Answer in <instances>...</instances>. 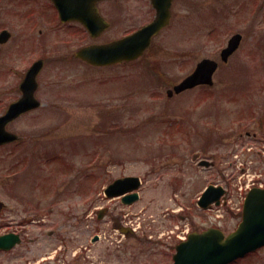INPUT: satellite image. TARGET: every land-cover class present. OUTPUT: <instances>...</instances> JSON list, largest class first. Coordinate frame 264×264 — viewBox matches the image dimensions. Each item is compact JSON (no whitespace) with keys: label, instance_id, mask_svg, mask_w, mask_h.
<instances>
[{"label":"rangeland","instance_id":"obj_1","mask_svg":"<svg viewBox=\"0 0 264 264\" xmlns=\"http://www.w3.org/2000/svg\"><path fill=\"white\" fill-rule=\"evenodd\" d=\"M248 1H181L178 16L155 48L158 74L142 63L100 69L72 62L82 40L64 45L70 35L66 27H42L61 41L55 48L51 40L45 51L60 62L41 77L44 106L8 126L23 142L0 146V200L7 205L0 213V235L6 229L1 224L10 222L8 230H22L26 238L14 255L0 254V264H172L176 226L189 224L191 232L218 227L226 234L237 228L241 220L235 215L215 221L196 204L231 159L236 148L232 139L238 137V145L264 140V16H259L261 26H253L255 2L246 5ZM14 19L8 26L13 34L22 29L31 33L32 23ZM235 31L244 34L242 45L229 63L220 62L213 90L197 88L167 97V89L186 78L197 62L205 57L220 61L221 48ZM14 56L11 71L9 58L1 63L0 108L13 95L3 88L11 89L19 76L12 69L23 65L19 53ZM194 153L215 165L197 167L191 161ZM129 175L144 180L139 203L128 208L118 198L102 199V186ZM86 203L89 211L81 218ZM107 206L103 222L97 220L98 210ZM167 207L184 211L165 219ZM127 212L141 215V231L150 232L152 240L120 243L107 229L108 235L95 245L85 241L86 234L83 243L90 249L81 253L87 247L79 242L78 228L89 229L92 237ZM30 215L32 222L26 221ZM72 229L74 240L61 241ZM50 231L59 234L50 236ZM237 264H264V248Z\"/></svg>","mask_w":264,"mask_h":264},{"label":"flooded vegetation","instance_id":"obj_2","mask_svg":"<svg viewBox=\"0 0 264 264\" xmlns=\"http://www.w3.org/2000/svg\"><path fill=\"white\" fill-rule=\"evenodd\" d=\"M57 1L59 5L64 9H70V7L81 9L83 6L85 8L86 2H89L90 0H83L84 1L83 4L72 2L70 0H57ZM181 1H187V0L173 1L172 4L173 18L171 24L166 28L162 29L157 36L152 37L151 45L143 53L142 57L136 59V61L133 62L134 65L136 64L139 65L141 63L145 64L147 65L149 70H151L155 74H158L161 68H160V63L157 60L159 56L157 55L158 53L155 51V48L159 47L158 46L159 40L162 38L164 33L167 31V29L171 28V26L174 23V20L178 16L177 8H178V4ZM238 3L239 5H241L240 1H238ZM263 3L264 0H262V5ZM250 4H251V0H249L246 5H250ZM155 8L156 7L154 6V0H97L96 3L94 4V13L96 15H90L88 10H85L87 20L89 22L94 21V23L98 25V31L95 33V35H92V33L89 32V30L87 29V24L84 14H83V19H81V21L77 19H69L68 21L64 22L60 17L58 6L56 5V2L54 0H0V26H2V28H0V51H1L0 54H2V56H0V67H2L1 63L5 60L4 57L9 58L10 59L8 63L9 68L7 70L11 71L10 63L12 60L16 59V57L14 56L16 53H19L18 59H21L23 64L21 67L12 69L16 74L19 75L17 80H14L10 85L12 86V88L11 89L3 88L4 90L9 91L8 94H13V95L7 96L6 100L2 101V105L0 108V115L6 112L8 106L12 102L17 101L20 97H22V92H23L21 88L22 83L26 79L29 70L34 66L35 67L41 66V68L38 71L36 77L30 79L28 84H26V86H29L27 88V90L29 91H31L34 86V91H33L34 96L36 97V100L42 102V99L39 97V92L41 89L40 88L41 77L46 71V69L49 68V66H52V64L56 62H60L59 59L53 57L49 58L48 56L45 55V51L50 47L47 46V44L50 43L51 40L52 42H55L56 46H53L55 48H60V45L62 44L72 45L73 42L82 40L81 45L71 54L70 60L72 62H76L82 65H88L85 61L77 58L76 53L79 52L80 49L91 44H108L139 31L140 29H142V27H145L155 19L156 16ZM75 14L77 13L76 12L71 13V15H75ZM78 14L81 15V13ZM14 18H18L22 20V22L25 25H29L32 23L30 29L31 33L28 34L26 33V29H24V31L22 29L19 35L13 34L8 29V26L11 25L12 20L16 21V19ZM53 24L59 27H66L67 32H70V35L67 36L68 41L65 40L61 44V41L58 42V39L55 36L50 37L46 35V32H43L42 27L44 26L46 27V25L52 26ZM128 24L130 25L125 26ZM124 26L132 27V29L130 28V30H125L123 29ZM6 30H9L11 34L8 35L6 39H4L5 36L4 35L1 36V33ZM36 32H40V33L36 34ZM47 38L50 39L42 43L43 39L46 40ZM33 50H35V52L31 56L25 58L29 53H32ZM231 58L229 59V61L231 60ZM178 60L182 62L184 59L181 58ZM229 61L227 63H229ZM107 82L108 79L107 81L102 82V84H108ZM213 87L197 86V88L206 91L207 89L213 90ZM197 88L196 87L191 88L189 90L182 92L181 94H175V93L174 95L169 94V98L173 96L184 95L187 92L195 90ZM71 99H73V97ZM6 208L7 206H5V209ZM88 209H89V204L82 205V209H81L82 216H80L81 218L85 217V215L89 211ZM71 210L72 209L70 208V211ZM112 223H114V218L112 220ZM7 224L5 223L1 224L2 228L6 226L5 232L2 234L17 233L22 237L23 240L20 245H17L14 249L10 251H0V254H6L10 256V255H14L16 248L24 245L26 238L22 230L18 232H16V230L9 231L8 229L11 227L10 222H8ZM61 229L62 227H60L58 230L61 231ZM107 229H111L113 231V234L109 236L116 238L115 235L117 234V232L115 231L114 228L112 229V227L102 228L99 231L101 232V234L105 233L106 236L108 235L106 232ZM62 230L65 229L63 228ZM74 230L75 229L69 231L67 230L66 234L68 236L64 238L61 237L60 240L61 241L63 239L74 240L73 238V235H75ZM88 230L89 229L86 230L84 226L78 228L77 230L78 234L80 235L79 242L82 243L83 247H85V244L83 243L85 239V235L87 234L89 236V234L87 233ZM49 234H51L50 236H56L59 233L58 231H50ZM88 236L86 240H88ZM134 238L137 239L136 236H134ZM32 240H34V238Z\"/></svg>","mask_w":264,"mask_h":264},{"label":"water","instance_id":"obj_3","mask_svg":"<svg viewBox=\"0 0 264 264\" xmlns=\"http://www.w3.org/2000/svg\"><path fill=\"white\" fill-rule=\"evenodd\" d=\"M60 8L61 16L63 19H83V14L86 19L88 28L98 31V26L94 22H89L86 18V11L90 15H96L94 13V4L97 0H90L86 2L84 6L78 11L76 8L70 7V9H62L57 0H55ZM72 2H83V0H70ZM158 0H154L156 2ZM173 0H159L160 4L157 6V17L153 23L144 27L137 33L122 38L118 41L106 44V45H91L86 46L76 53L77 58L90 63L92 65L106 66L110 64H116L121 62H131L140 58L145 52L146 48L151 44L152 37L157 35L160 30L169 24L171 18V4ZM76 12L77 14L71 15ZM78 13H81L79 15ZM83 21V20H82ZM4 35H9L7 31L3 32ZM240 36H235L229 46L223 51L222 55L224 60L236 51ZM217 64L214 61L205 59L198 64L195 71L188 76L183 82L175 87V91L180 93L181 91L197 87L199 84H213V74L217 69ZM41 66L32 67L27 73V79L23 82L21 88L26 89V93L23 95L22 100L13 103L6 115L0 118V144L6 143L16 139V135L6 131V125L29 110L39 107L40 103L33 97L34 86L31 91L27 90L30 79L36 77ZM138 178H126L116 181L110 187H108V195H122L128 191L138 188ZM203 197L199 204L203 208H207L213 202L219 203V199L223 194L221 188L209 187L208 190L203 193ZM132 198L126 199L127 202H132L136 195ZM244 214L243 222L240 224L239 229L232 233L228 238L224 237V234L217 229H210L206 232L193 233L189 236L187 242L181 243L177 247L178 253L173 259L175 264H229L236 260V258L244 257L249 252L264 246V190L254 189L250 191L247 196L246 202H244ZM0 203V209L2 208ZM20 239L17 235L10 234L0 237V249L11 248Z\"/></svg>","mask_w":264,"mask_h":264}]
</instances>
